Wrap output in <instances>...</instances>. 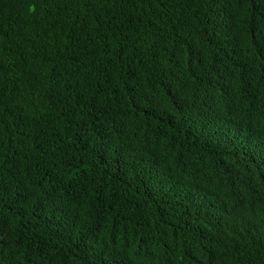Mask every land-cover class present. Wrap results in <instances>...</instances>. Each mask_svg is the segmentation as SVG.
<instances>
[{"label": "trees", "instance_id": "obj_1", "mask_svg": "<svg viewBox=\"0 0 264 264\" xmlns=\"http://www.w3.org/2000/svg\"><path fill=\"white\" fill-rule=\"evenodd\" d=\"M264 0H0V264H264Z\"/></svg>", "mask_w": 264, "mask_h": 264}, {"label": "snow or ice", "instance_id": "obj_2", "mask_svg": "<svg viewBox=\"0 0 264 264\" xmlns=\"http://www.w3.org/2000/svg\"><path fill=\"white\" fill-rule=\"evenodd\" d=\"M257 47L262 54H264V40L257 41ZM259 148L261 155L264 156V139H261L259 142ZM120 264H125V261L121 260Z\"/></svg>", "mask_w": 264, "mask_h": 264}]
</instances>
